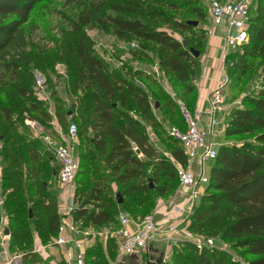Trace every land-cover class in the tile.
<instances>
[{"label":"trees","instance_id":"obj_1","mask_svg":"<svg viewBox=\"0 0 264 264\" xmlns=\"http://www.w3.org/2000/svg\"><path fill=\"white\" fill-rule=\"evenodd\" d=\"M43 1L0 0V71L10 78V81L0 80V94L5 90H15L17 94L8 93L7 103L0 106V167L3 193L7 194L8 188L12 187L4 204L10 219L9 251L12 253L17 248L25 250L24 264H45L38 253L27 250L28 245L36 234L42 241L55 238L62 220L56 192L51 190L50 180H47L48 177L54 179L55 169L47 168V164L54 161L43 158L44 143L29 139L33 134L26 124L27 118H37L33 115L41 117L45 123L50 120L44 106L36 103L30 87L34 83L32 75H29L31 59L24 55L27 41L23 29L29 24L34 8ZM70 2L77 3L82 9L79 17L82 25L96 22L102 30L111 28L120 40H136L144 50L153 47L157 51L161 70L184 87L187 104L183 105L194 111L191 107L197 97L194 80L201 76L202 64L201 57L195 58L192 49L202 56L208 46V34L204 28H199L202 33L199 43L194 39L181 42L161 28L159 22L185 34L193 32L198 26L189 25L191 21L178 20L162 10L150 11L149 8L152 3L170 12H182L188 7L187 14L206 24L207 15L198 3L190 5L180 0ZM108 9L112 15L108 14ZM253 12L249 42L232 55L234 67L229 70V75L232 83L234 78L241 81L252 71V61L257 60L259 64L254 82L261 86L245 94L242 107L230 116L225 130L227 143L218 149L206 195L195 208L190 222L191 229L196 233L217 235L223 240L233 241L236 249L251 258L249 264H264V0L256 1ZM75 26L79 32V25ZM71 44L78 62L76 90L84 86L83 100L88 102L82 106V131L79 136L87 133L89 127L92 130V136L86 137L92 147L87 153H78L81 161L78 175L83 161L91 157H99L111 172L110 176L97 177L88 190L85 187L76 188L74 220L83 229L98 230L116 226L120 208L125 205H120L118 198L113 199L114 183L120 186L129 184L124 191L127 198L144 195L146 199L140 201L142 206L147 200L169 195L173 185L179 181L172 159L154 145L138 119L120 111L116 105L127 108V100L134 101V110L156 127L157 118L147 92L107 74L103 64L92 55L85 39L79 38ZM29 78L30 84L26 82ZM14 81L19 84L13 85ZM91 104L92 108L89 109ZM168 105L172 107L173 101L169 100ZM177 106L181 117V125L177 127L185 130L180 105ZM69 112L63 111L62 103L56 108V118L63 128L66 127ZM173 141L176 147L168 149L170 155L181 166H187L188 158L182 147ZM134 146L143 154V159L138 158ZM35 199V209L31 210L28 204ZM107 245L108 251L114 253L116 258L115 240L110 239ZM91 249L87 251L86 264ZM98 260L101 258L98 257ZM107 263H110L108 259ZM97 264H101L100 261ZM164 264L236 263L217 248L199 253L193 246L184 244L175 249L171 260Z\"/></svg>","mask_w":264,"mask_h":264},{"label":"rangeland","instance_id":"obj_2","mask_svg":"<svg viewBox=\"0 0 264 264\" xmlns=\"http://www.w3.org/2000/svg\"><path fill=\"white\" fill-rule=\"evenodd\" d=\"M180 1H185L190 5L191 3H198L197 5L201 7L207 15V23L204 24L203 22H199L194 16L187 14L186 12L188 7H186L182 12H170L167 9L157 7L152 3L150 4L151 6L149 9L150 11L162 10L163 13H169L181 21L198 22V28L189 34L174 30L166 25H163L162 22H159V24L162 25L161 28L167 30L181 42L184 39H194L197 43H199L202 38V33L199 28L205 29L209 26L208 5L205 0ZM256 1L257 0H251V7L253 11L256 7ZM107 11L108 14L112 15V12H110L109 9ZM253 11H251V15L254 14ZM81 13L82 9L80 6L77 3H71L70 0H44L34 8L29 24L24 27L23 31L27 41L24 55L27 54L30 56L31 65L29 75H32V82L34 81V85L31 84L30 87H32L34 91L36 103L42 104L44 106V110L46 109L50 117V120L47 123H45V120L43 121L41 117L36 115L33 116L37 118H32L31 115V118H27L26 121H33L35 119L42 124L45 123V131L50 134L51 137L57 138L58 135L51 122L56 119L59 123L56 118V108L60 107V104L62 103L63 111H70L68 113L69 116H67L66 127L63 128V126L59 123L64 132L63 135L65 136L69 127L75 124L78 127L79 138L76 144L77 153H81L82 151L87 153L88 149L92 147L86 140V137L92 136V130L90 127L87 133L83 134L81 137L79 136V132L81 133L82 131V122L80 121L81 113H83L82 106L87 105L88 102L83 100L85 93L82 89L84 86L79 90H76V84L78 81V62L76 61L73 44H71L72 41L75 42L78 41L79 38H83L85 39V43L88 48L92 51V55L103 64L107 74L134 84L136 87L146 91L150 96V101L153 105V113L157 118L156 127L151 126L139 115L138 112L134 110V101L128 99L127 102L129 105L127 108H122L120 104L116 105L119 107L120 111L130 114L141 122L146 135L154 143V145L160 149L161 153L169 154V151L176 147L175 142L170 137V130L174 126L181 125V117L177 105H180V103H186L184 87L172 81L170 77L161 70L157 57V51L153 49V47L144 50L136 40H120L114 35L111 28L108 30H102L96 22H92L89 25H82L79 18ZM76 24H78L81 29L79 32L75 29ZM232 55L230 56V59H232ZM258 64L259 61L257 60L252 61V71H250L241 81H237V79L234 78L229 89L228 101L238 99L248 92L252 93L253 91H256V89L260 88L261 84L255 85L256 82H254L256 80L254 78L255 70ZM1 77L5 78L3 79ZM200 77H197L194 80L196 88L199 84ZM30 78L26 81L28 84L31 82ZM0 80L10 81V78L8 76L6 77L5 72L0 71ZM38 80H42L45 83L43 97L48 99L47 102H43L38 99L35 88ZM12 83L13 85L19 84V82L15 81ZM8 93H10V95H17L15 90L3 91L0 94V106L3 103H7L9 98L7 95ZM169 100L173 101L172 107L168 105ZM191 100L192 98L189 101ZM92 105L93 104L89 105V109L92 108ZM118 121L120 120L118 119ZM89 125L90 124H88V126ZM29 139H32V141H41L33 135L29 136ZM42 143L43 142H41V144ZM42 145V153L44 155L43 158L47 160L53 159L54 161L47 164V168L49 169V167H52L55 171L59 172L60 164L54 156V151L47 148L45 144ZM97 168H100L101 170H96ZM110 173L111 172L106 169L104 162L100 161L99 157H91L88 160L83 161L81 172L75 182L76 188L85 187V189L87 188L88 190L89 187L93 185L94 180L97 177L100 175L110 176ZM206 173L210 176V163L206 164ZM57 176H54V179L48 177L47 180H50L49 184L51 190L56 192L58 207L59 210H62L59 205L61 203L63 190L59 185ZM128 186L129 184L120 186L114 183L112 186V197L114 200L118 198V200L121 199L123 201V204L125 205L120 208V212L126 213L131 218L150 216L155 213V210L160 204L165 203L170 206L173 203L174 197L179 196L180 190L179 183H175L169 195L163 198H153V200H147L144 205L141 206L140 201L143 199L145 200L146 197L144 195H138L135 196V198H127L124 191ZM9 192H12V187L8 188V193ZM35 201L36 199L32 200L28 204V207L31 210L35 209L33 206ZM3 214L7 216L8 212L6 209L3 210ZM188 224L191 227V222ZM95 232L104 231L103 229H98ZM98 234L99 233H96L95 236L92 237L94 240H92L89 248L92 249L90 250L87 264H97L99 261L101 264H108L107 259L111 264H114V262H117V257L114 258V253L108 251V245L104 246L101 242L102 237H99ZM210 237L216 240L217 249L228 255L229 258L236 264H249V260L251 258L245 257L242 254V250L236 249L233 241L223 240L217 235H211ZM55 238L51 237L45 241L40 239L43 248L48 250V255L45 254L44 251L39 250V247L36 244V236L33 237L27 250L38 253L40 257H43L45 264H67L61 251L57 245H55ZM101 243L103 245H101ZM24 253H26V251L19 248L12 250V264H24ZM98 257H100L101 260H98ZM120 262H122V260Z\"/></svg>","mask_w":264,"mask_h":264},{"label":"built area","instance_id":"obj_3","mask_svg":"<svg viewBox=\"0 0 264 264\" xmlns=\"http://www.w3.org/2000/svg\"><path fill=\"white\" fill-rule=\"evenodd\" d=\"M209 11V26L205 28L208 37H220L224 40V62L226 64L224 73L218 80V83L211 93L210 97V120L207 129L201 127L203 113L199 110L190 111L180 103V110L183 115L186 129L174 126L170 130V137L177 141L182 147L188 158V165L183 167L177 164V178L179 181V196L187 198L189 213L187 218L177 220L169 225L167 229L161 227L155 221L154 214L143 218H131L124 212H120L117 219V225L103 229L104 232H95V229H83L80 224L74 220V213L77 209L76 201V177L80 170V157L76 154V144L78 142V127L73 124L69 127L64 136L62 128H54L56 137L45 134V127L37 121H26L33 131L34 137L43 141L45 146L54 151V156L60 164L58 172V182L63 190L61 197V209L63 218L55 238V245L61 249V253L67 264H86L87 251L92 243V238L96 233L102 237L104 246L110 239L115 240L117 244V262L119 264L126 256H143L142 262H147L151 256V249L157 244L164 243L167 246L168 254H164V262H168L175 249L189 244L201 253L211 251L217 248L216 240L202 233L194 232L190 225V217L195 208L201 203L206 195L210 183V176L206 173V164L214 161L218 156L217 149L212 144H208L207 136L210 131L213 132L218 126H221L218 115L227 112L228 108L238 109L243 105L244 96L230 103L227 101V95L232 84L229 70L234 67V62L229 58L231 54L239 52L249 42L251 30V0H205ZM38 99L47 102L43 97L45 83L38 80L36 83ZM259 89V88H258ZM51 124L58 126L56 119ZM224 128L223 126H221ZM2 145L0 143V152ZM133 150L139 159H143V154L134 146ZM198 167V170L195 169ZM4 199H1L0 205H4ZM172 208L176 215H185L186 210L172 203ZM5 230V229H4ZM3 241L5 242L4 256L7 257L9 251V242L11 234L3 232ZM104 238V239H103ZM40 251L46 252V248L38 246ZM158 249V248H156ZM160 255V253H159ZM8 257L0 261V264H12Z\"/></svg>","mask_w":264,"mask_h":264},{"label":"crops","instance_id":"obj_4","mask_svg":"<svg viewBox=\"0 0 264 264\" xmlns=\"http://www.w3.org/2000/svg\"><path fill=\"white\" fill-rule=\"evenodd\" d=\"M208 38H209V44L207 46V50L202 56H200L201 57V64H202V74L200 77L199 84L197 85V97L191 106L192 109L199 110L203 113V120L201 122V127L204 129H207V124L210 120L209 109H210L211 93L214 90V88L216 87L218 80L223 75L224 69L226 66V64L223 60L224 59V49H223L224 40H221L220 37H217V36L213 37V38H211V37H208ZM230 56H229V58H230ZM228 94H229V92H228ZM228 97H229V95H227V101L226 102L230 103L231 101H228ZM235 100H237V99H233L232 101H235ZM235 110L233 108H228L227 112H225L224 114L218 115L217 117L220 119L221 126H223L224 128H222L221 126H218L215 130H213V132L210 131L208 133L207 142H208V144H212L214 146V148L217 149V151L221 145L227 143V139L225 138V130H226L228 121L230 119V116L232 115V113ZM27 125L30 127L29 124H27ZM57 125L58 126H56L54 128H61L58 122H57ZM31 132L33 134L32 130H31ZM45 134L50 135L47 132H45ZM76 154L78 155L77 151H76ZM167 156H169L171 159H173L175 161V159L172 157V155H170V153L167 154ZM208 163H210V168H212L213 161H210ZM195 169L198 170V167L195 166ZM7 194H8V192H7ZM7 194L3 193L2 168L0 167V201H1V199H4L6 201ZM186 199L187 198L184 199V197H181V196H175L173 199L174 204H177L179 207L185 208V210H186L185 215H181V216L176 215L174 207L172 208L171 205L168 206L167 204L164 203V204H160L158 206V208L155 210V213H154L155 221L158 224H160L162 228L167 229V227L169 225L175 223L177 220H182L184 218H187V215H190V214H188L189 213V206H188V201ZM5 201H4V204H5ZM59 206L61 208V203ZM3 210H4V205H2V206L0 205V261H3L4 258L8 257L13 262V257L11 255L10 251H8L7 257L4 256V254H5L4 253L5 242L3 241L2 234H3V232L5 233V231H6V233H9V234L11 232L9 229V222H10L9 215L7 214V216H5L3 214ZM59 214L61 215V219H62L63 218V210H59ZM191 216L188 218H191ZM109 227H112V226H109ZM109 227H104L103 229L109 228ZM36 238H37L36 244L38 246H42L40 238L38 237L37 234H36ZM155 248H158L157 249L158 255H159V253H164L165 255L169 253L167 246L164 243L157 244ZM59 250L61 251L60 248H59ZM45 254H47V255L49 254L48 250H46ZM135 256H139L141 258V260L143 261L142 256H140V255H135ZM171 258H170V260H171ZM170 260H167V261H170Z\"/></svg>","mask_w":264,"mask_h":264},{"label":"water","instance_id":"obj_5","mask_svg":"<svg viewBox=\"0 0 264 264\" xmlns=\"http://www.w3.org/2000/svg\"><path fill=\"white\" fill-rule=\"evenodd\" d=\"M189 25H193L194 27H197L199 25L198 22H189ZM184 46H187V43H184ZM192 52L195 56V58H199L200 57V52L195 51L192 49ZM54 176H57V171L54 172ZM118 203L121 205L123 204V201L121 199L118 200ZM164 253H160V255H158V250L156 248H152L151 249V256L150 259L145 263L142 262L141 258L139 256H126L123 258L122 262H120L119 264H164Z\"/></svg>","mask_w":264,"mask_h":264}]
</instances>
